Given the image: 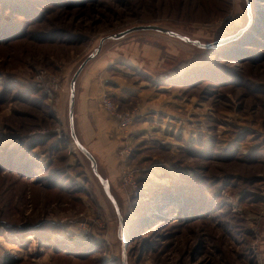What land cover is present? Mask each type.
<instances>
[{
  "label": "rangeland",
  "instance_id": "374dc122",
  "mask_svg": "<svg viewBox=\"0 0 264 264\" xmlns=\"http://www.w3.org/2000/svg\"><path fill=\"white\" fill-rule=\"evenodd\" d=\"M250 11L244 0H0V264H122L112 206L66 133L67 96L102 36L141 23L229 39L165 75L191 57L133 35L108 42L91 72L110 127L94 145L124 196L129 263L264 264V0ZM105 95L133 113L128 128Z\"/></svg>",
  "mask_w": 264,
  "mask_h": 264
},
{
  "label": "water",
  "instance_id": "95a60500",
  "mask_svg": "<svg viewBox=\"0 0 264 264\" xmlns=\"http://www.w3.org/2000/svg\"><path fill=\"white\" fill-rule=\"evenodd\" d=\"M246 8L249 14V19H251L250 11V0H244ZM244 30V27L237 30V33H241ZM138 34H150L159 37L161 40L170 44L173 48L188 54L191 58L184 60V63H181L177 67L171 68L169 71L163 70L158 72H167L165 75L179 74L187 66L193 62V52L199 50L211 49L217 45L222 44L227 37H221L213 41H205L201 38L195 37L189 33L183 32L179 29L173 28L169 25L163 23H141L132 25L120 31L113 32L111 34L102 36L99 40L98 45L90 52L77 66L74 71V74L68 85V96H67V119L66 126L70 138L72 139L77 150L83 155L85 160L88 162L90 170L92 171L94 177L97 179L100 187L105 196L104 200L110 203L114 214L110 216L111 223L116 222V235L119 240L120 251L122 254V264H130L127 250V235L125 231V216H124V196L117 190L115 186V179L109 173V168L106 163L103 161L97 153V150L91 145V142L88 140L81 121L79 119L78 113V102L79 95L82 84L84 80L95 71V65L100 61V56L105 49V46L110 41H122L127 40L129 37ZM120 57L115 58L117 61L119 59L128 60L127 56L124 53ZM131 63L141 66L142 64L138 59L129 60Z\"/></svg>",
  "mask_w": 264,
  "mask_h": 264
},
{
  "label": "crops",
  "instance_id": "0c3cea01",
  "mask_svg": "<svg viewBox=\"0 0 264 264\" xmlns=\"http://www.w3.org/2000/svg\"><path fill=\"white\" fill-rule=\"evenodd\" d=\"M98 87H100V80L91 73L82 84L78 102V113L81 125L94 149H96L94 144L108 137L110 133V127L107 126L108 124L105 118L99 117L98 95L100 93L97 92H102L103 90L100 91ZM112 147L106 146L104 148L112 149Z\"/></svg>",
  "mask_w": 264,
  "mask_h": 264
},
{
  "label": "built area",
  "instance_id": "2783aa9c",
  "mask_svg": "<svg viewBox=\"0 0 264 264\" xmlns=\"http://www.w3.org/2000/svg\"><path fill=\"white\" fill-rule=\"evenodd\" d=\"M101 107L110 112L118 121V126L126 129L130 126L133 113L130 111H119L109 96H104L100 102ZM127 182V181H126Z\"/></svg>",
  "mask_w": 264,
  "mask_h": 264
},
{
  "label": "trees",
  "instance_id": "16d2710c",
  "mask_svg": "<svg viewBox=\"0 0 264 264\" xmlns=\"http://www.w3.org/2000/svg\"><path fill=\"white\" fill-rule=\"evenodd\" d=\"M35 145L34 144H32V145H29L28 144V146H27V149L28 150H31V148H33ZM49 181H52L51 179H49ZM51 184H52V182H51ZM16 262L14 261V259L13 258H7V260L3 263V264H15Z\"/></svg>",
  "mask_w": 264,
  "mask_h": 264
}]
</instances>
